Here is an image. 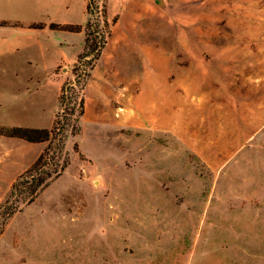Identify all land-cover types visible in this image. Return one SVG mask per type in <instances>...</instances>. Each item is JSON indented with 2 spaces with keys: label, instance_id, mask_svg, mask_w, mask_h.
I'll use <instances>...</instances> for the list:
<instances>
[{
  "label": "rangeland",
  "instance_id": "rangeland-1",
  "mask_svg": "<svg viewBox=\"0 0 264 264\" xmlns=\"http://www.w3.org/2000/svg\"><path fill=\"white\" fill-rule=\"evenodd\" d=\"M87 1L21 0L35 11L20 52L39 55L41 30L50 67L16 76L0 62V128L50 130L64 83V119L71 88L84 100L66 169L8 219L0 264H190L204 213L218 228L201 243L221 262L264 264V0H97L110 33L92 70L74 74ZM28 144L0 135V164ZM35 160L0 167V204ZM229 214L246 229H224Z\"/></svg>",
  "mask_w": 264,
  "mask_h": 264
},
{
  "label": "trees",
  "instance_id": "trees-1",
  "mask_svg": "<svg viewBox=\"0 0 264 264\" xmlns=\"http://www.w3.org/2000/svg\"><path fill=\"white\" fill-rule=\"evenodd\" d=\"M95 1L97 0H88L86 3L85 10L88 18L83 27V51L76 58L73 66L74 74L80 70L83 62L88 71L92 70L110 33L106 18V4L103 2L99 6ZM49 27L52 30L70 33L81 31L78 25L71 24H50ZM86 69L82 71L83 77L88 75ZM70 85L64 83L60 88L58 102L61 110L56 114L50 130L29 127L0 128L2 136L23 139L29 143H48L34 163L13 182L7 197L0 204V235L8 219L20 211L22 206L32 203L37 195L59 177L68 165V155L65 151L67 133L72 135L77 133L79 119L84 114L83 97L79 95L78 89L71 88L70 118L64 119L65 94Z\"/></svg>",
  "mask_w": 264,
  "mask_h": 264
},
{
  "label": "crops",
  "instance_id": "crops-1",
  "mask_svg": "<svg viewBox=\"0 0 264 264\" xmlns=\"http://www.w3.org/2000/svg\"><path fill=\"white\" fill-rule=\"evenodd\" d=\"M33 6H27L26 4L21 3V0H0V21H4L6 23L0 25V62L4 66L12 67L9 72L7 68H4V74L14 73V75H19L25 73V75H29L33 72L39 71L38 68H49L50 66L47 64V58L45 57L49 52L48 42L52 44L51 40L45 44L41 41L40 45H37L36 38L40 37L42 34L41 30L38 32H32L30 36H33L34 41L31 46L37 47L39 52L38 54H23L20 51L27 50L29 46L27 45V36L28 30L24 28V25L33 19H28L25 16V12L35 11ZM57 32V31H56ZM64 32V31H62ZM53 45V44H52ZM56 45V44H55ZM9 55V56H7ZM39 56V57H38ZM35 57V65L32 68V72L29 69H23L21 64L26 63L30 58ZM63 56L55 61L52 65V69L55 68L63 62ZM12 63V64H10ZM3 70V69H1ZM36 70V71H35ZM29 71V73H28ZM31 77V76H30ZM37 106V105H36ZM40 121L37 119L34 125L31 127L37 128L39 127ZM29 152L15 154L9 157L14 158L16 161H8L6 159L0 167L14 169L15 173L25 166L35 160L42 151L41 143H29ZM244 217L242 215H230L225 216L224 220L228 222V227H223L224 229L230 230H240L244 231L246 228L243 224ZM251 220L253 218H250ZM217 219L213 218L212 215L208 213H204L197 216V227L195 229V235L197 237V243L192 246L191 253L193 256L191 257L190 264H228L227 261L221 262L219 259V250L216 245L213 244H202L201 242L206 241L207 238L213 236L212 232L218 228V224L215 223ZM255 229L259 230L261 234H264V214L261 215L260 218H255ZM222 224H219V226ZM212 241V239H211ZM243 264V263H242Z\"/></svg>",
  "mask_w": 264,
  "mask_h": 264
}]
</instances>
